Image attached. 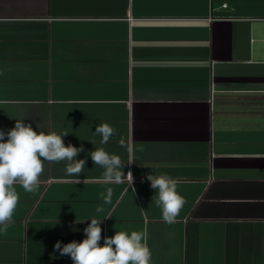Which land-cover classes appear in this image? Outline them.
I'll list each match as a JSON object with an SVG mask.
<instances>
[{
	"label": "crops",
	"instance_id": "1",
	"mask_svg": "<svg viewBox=\"0 0 264 264\" xmlns=\"http://www.w3.org/2000/svg\"><path fill=\"white\" fill-rule=\"evenodd\" d=\"M15 120L67 131L86 165L77 182L45 161L37 192L16 185L0 264H73L53 247L92 218L101 245L142 231L151 264H264V0H0V129ZM94 147L121 158L135 193L101 179ZM150 173L177 180L175 223Z\"/></svg>",
	"mask_w": 264,
	"mask_h": 264
},
{
	"label": "clouds",
	"instance_id": "2",
	"mask_svg": "<svg viewBox=\"0 0 264 264\" xmlns=\"http://www.w3.org/2000/svg\"><path fill=\"white\" fill-rule=\"evenodd\" d=\"M37 127L39 132L24 120H15L14 127L7 132L0 129V232H6L13 221L19 201L16 185L21 186L26 193L37 192L45 161L64 162L66 175L76 178L77 182L85 169L86 159H77L84 151L83 146L76 147L71 143L66 146L64 143L63 138L70 133L45 132L39 124ZM115 132L113 127L103 123L96 126L94 133L102 137L100 143L106 145ZM119 143L121 147H127L123 137ZM88 156L94 165L103 169L101 179L105 183L127 180L135 193L133 174L131 171L125 174L123 169L126 165L118 155L108 153L103 147H94ZM132 163L130 161L128 164ZM146 179L155 190L152 202L161 209L163 221L175 223L186 202L177 191V180L167 174L152 173ZM106 193H101V198L108 204L112 202L113 189L107 188ZM103 211V207L96 208L97 213ZM90 221L83 229L85 238L82 241L73 240L63 245L57 241L53 251L59 252L60 256H69L73 264H151L152 253L142 231H132L130 235L126 231H116L113 236L104 237L101 245L103 220L92 218Z\"/></svg>",
	"mask_w": 264,
	"mask_h": 264
}]
</instances>
